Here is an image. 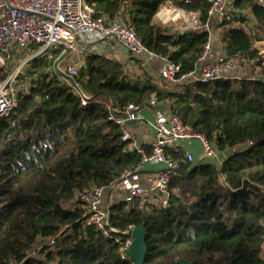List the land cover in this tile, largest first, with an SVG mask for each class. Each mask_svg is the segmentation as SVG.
<instances>
[{
  "label": "trees",
  "instance_id": "16d2710c",
  "mask_svg": "<svg viewBox=\"0 0 264 264\" xmlns=\"http://www.w3.org/2000/svg\"><path fill=\"white\" fill-rule=\"evenodd\" d=\"M169 2L208 20L209 0L189 6L179 0H86L97 18L127 14L149 50L188 74L203 57L209 33L157 24ZM263 2L234 0L229 19L217 26L224 55L241 69L248 63L261 71L254 79L174 88L93 53L73 77L92 98L83 106L70 79L48 72L49 58L62 51L32 61L28 73L36 81L20 93L11 116L0 119V264H134L128 235L117 241L82 227L87 217L79 194L143 165L142 155L123 152L122 127L109 120L107 106L121 118L126 106L144 108L152 99L224 151V163L203 157L181 163L167 206L120 201L110 206L109 225L121 233L145 228V264H264V56L256 45L264 33ZM172 153L184 157L182 149ZM39 243L41 251L30 256Z\"/></svg>",
  "mask_w": 264,
  "mask_h": 264
},
{
  "label": "built area",
  "instance_id": "2783aa9c",
  "mask_svg": "<svg viewBox=\"0 0 264 264\" xmlns=\"http://www.w3.org/2000/svg\"><path fill=\"white\" fill-rule=\"evenodd\" d=\"M179 1L189 6L199 0ZM233 2L234 0H209L208 20L205 23L196 13L191 14L171 2L160 9L156 16L159 25L169 26L182 20L184 24L178 27L182 32L203 30L209 33V40L197 67L188 74H182L179 65L147 48L130 25L127 14L116 18H97L94 9L86 0H0V69H5L12 63L18 64L19 70L48 52L62 51L58 57L49 58L48 72L52 76L58 75L54 63L70 51L69 57L74 52L79 57L72 60L68 68L67 73L73 78L78 75L79 65L83 64L88 55L99 53L100 47L107 49L115 44L126 57L134 60L135 67L141 74L145 72L153 77L157 76L174 88L185 83L242 78L243 76L238 74L242 70L239 62L229 60L222 51L217 57L211 56L213 35L218 29L217 26L229 19ZM247 64L245 63V66ZM14 80L13 75L3 80L0 78V119L10 117L19 104L20 91ZM69 84L73 92L80 97L82 105L87 106L91 96L75 80H70ZM146 107L158 108L150 134L145 131L148 124H143L146 122L142 115L143 108L130 104L125 107L123 116L119 118L112 105L107 106L110 112L109 120L122 127L121 139L125 143L123 152H137L142 155L143 165L135 171L125 173L119 181H114L109 186L92 185L84 188L79 194V206L86 210L87 217L82 227L86 229L93 226L103 235L117 241L121 240V234L128 235L129 232L121 233L109 225L110 206L106 205L105 200L118 185L124 193L122 201L127 205L131 206L139 200L141 206L146 209L153 205L165 207L171 194V179L173 175L180 173V164L195 162V156L190 151H184L181 160L174 158L172 152L182 149L183 143L197 140L201 144L204 159L215 161L219 167L224 163V151L217 149L203 134L197 133L178 116L166 112L167 109L164 110L165 107L155 99L149 101ZM134 120L139 121L137 128L125 125L127 121ZM149 164L160 166L162 170L155 180L147 185L140 173L144 166ZM131 243L129 237L128 247ZM42 244L39 243L30 256H37ZM50 244H53V241Z\"/></svg>",
  "mask_w": 264,
  "mask_h": 264
},
{
  "label": "crops",
  "instance_id": "0c3cea01",
  "mask_svg": "<svg viewBox=\"0 0 264 264\" xmlns=\"http://www.w3.org/2000/svg\"><path fill=\"white\" fill-rule=\"evenodd\" d=\"M155 22L157 24H159V21H158L157 18H156ZM171 24L174 25L176 28H178L181 25H183L184 22L182 20H180V21H178L176 23H171ZM219 35H220V30L217 29L215 31L214 35H213V46H212V53H211V56L212 57H217L220 54V52L222 51V49H221L222 46L220 45V41H219L220 40ZM99 50H100L99 53L104 54L105 56H107V57H109L111 59L120 61L125 66V68H127L128 70L130 69L132 71L133 70L137 71V69L135 67L134 60H132L131 58L126 57L122 53V51L118 48L117 45L113 44L110 48H107V49L106 48H103V47H100ZM261 51L264 53V49H261ZM68 57L61 64V65H63L66 61L69 62V64L67 65V69H66L67 71H68V68L70 67V65L72 63V60L79 58L78 55H77V53H75V52L72 53L69 58ZM137 72H139V71H137ZM235 74H237V73H235ZM238 74L240 76H246L247 75L242 70ZM261 77H263V76H261ZM157 110H158V108H152V107H150V108L144 107L142 109V115L144 116V118L146 120V122H143V124H148V129H145V131L148 132L149 134L151 133V125L153 124L154 114H155V112ZM160 110H162V109L160 108ZM146 111H148V113L150 114V117H149V115L147 114ZM162 111H164V110H162ZM135 128H137V127H135ZM181 147H182V150H184V151H190L191 153H193L196 160L198 158H200V157H203L201 144L197 140H192V141H188L186 143H183L181 145ZM161 170H162V167H160V166H153V165H150L149 164V165L144 166L142 172L140 173V176L142 177V179L144 180V182L147 185H149V184H151L155 180L157 174ZM108 197L109 196H107V198H106L105 201H106V205L109 206Z\"/></svg>",
  "mask_w": 264,
  "mask_h": 264
},
{
  "label": "rangeland",
  "instance_id": "374dc122",
  "mask_svg": "<svg viewBox=\"0 0 264 264\" xmlns=\"http://www.w3.org/2000/svg\"><path fill=\"white\" fill-rule=\"evenodd\" d=\"M172 25V24H171ZM257 47H259V50L261 51V49H264V33L260 34L257 37V42H256ZM35 53V52H34ZM261 53L264 56V53L261 51ZM69 64V62H65L63 65H60V68L63 71H66L67 69V65ZM17 66L18 64H8L7 67L5 69H0V74L2 75V77H8L13 75L15 77L14 80V84L17 86L18 90L20 91V93H26L29 92L31 86L33 85V83L36 81L37 76L32 77L31 75H29L28 70H29V66L30 63L25 65L24 67H22L21 69L17 70ZM82 65H80L81 67ZM130 72V74H134V75H142L140 72H137L135 70H128ZM242 71L244 73H246V76H243L242 78L244 79H249L252 77H257L261 71H259L257 68L255 69L253 67V65L251 64H247ZM1 77V79H3ZM147 114L150 117V114L148 113V111H146ZM123 192H122V188L120 185H118L114 191L112 192V194L109 195L108 197V202H109V206H112L114 204H116L117 202L122 201L123 199ZM41 251V248L38 249L37 251V255L38 253Z\"/></svg>",
  "mask_w": 264,
  "mask_h": 264
},
{
  "label": "water",
  "instance_id": "95a60500",
  "mask_svg": "<svg viewBox=\"0 0 264 264\" xmlns=\"http://www.w3.org/2000/svg\"><path fill=\"white\" fill-rule=\"evenodd\" d=\"M192 31H188V33H191ZM70 54V51L64 53L55 63H54V68L56 73L59 76L66 77L72 81L74 79L68 75L66 71H63L60 68V65L66 60L68 55ZM165 110V108H163ZM126 126L129 127H138L139 126V121L134 120V121H127L125 123ZM129 237L132 240L131 245L128 248V254L130 256V261L134 264H145V255L147 252V247H146V230L143 226L141 227H135L133 228L129 233ZM157 264H165V263H157ZM169 264H192L190 260L188 259H182V260H176L172 263Z\"/></svg>",
  "mask_w": 264,
  "mask_h": 264
}]
</instances>
